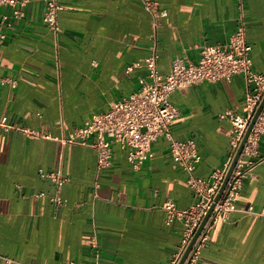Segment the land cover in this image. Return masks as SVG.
I'll list each match as a JSON object with an SVG mask.
<instances>
[{
  "label": "crops",
  "instance_id": "1",
  "mask_svg": "<svg viewBox=\"0 0 264 264\" xmlns=\"http://www.w3.org/2000/svg\"><path fill=\"white\" fill-rule=\"evenodd\" d=\"M156 1L167 13L155 28L138 0H58L56 34L42 22L40 0H26L23 15L6 21L0 122L15 127L0 123V264H94L92 234L101 264H169L180 251L185 222L166 224L162 205L172 199L187 209L197 197L188 173L169 157L166 137L152 144V158L138 169L127 163L125 149L112 144L111 163L99 172L88 144L93 137L83 144L64 140L94 112L138 88L145 74L141 59L151 44L157 69L166 75L174 57L196 61L200 45L225 43L238 22L237 0ZM243 1L251 69L264 73V0ZM252 88L237 73L171 94L177 115L169 134L193 139L201 154L194 177L209 179L229 159L233 128L219 114L245 115ZM22 127L49 137H30ZM239 165L235 209L210 228L199 264H264V134ZM40 172L67 180L57 188Z\"/></svg>",
  "mask_w": 264,
  "mask_h": 264
},
{
  "label": "built area",
  "instance_id": "2",
  "mask_svg": "<svg viewBox=\"0 0 264 264\" xmlns=\"http://www.w3.org/2000/svg\"><path fill=\"white\" fill-rule=\"evenodd\" d=\"M43 3L42 22L53 32L59 28L58 12L61 6L58 0H40ZM143 8L152 16V25L155 28L159 19L166 15V9L159 7L156 0H138ZM26 0H0V8L7 7L9 13H0V44L5 40L4 26L9 18H19L23 15ZM237 25L225 43L203 44L199 46L198 58L191 61L184 55L176 56L171 61L168 74L163 75L157 69L158 53L155 44H151L148 53L141 59L145 74L138 77V88L120 99L113 101L109 107L100 112H94L90 120L84 125L70 131L65 141L70 143H86V139L93 137L88 144L96 153V171L110 165L111 146L118 144L126 150L125 158L133 169H138L143 163L152 158V144L161 136L169 140L168 155L171 160L188 173L187 182L193 189L197 201L187 209L176 207L172 199H166L162 205L165 212L164 222L170 224L174 219L185 222L187 235L180 251L170 260L169 264H177L186 245L191 239L196 227L206 211L213 203V208L203 224L199 234L192 243L182 264H199V254L205 246L209 231L220 214L235 209L233 201L240 189V177L243 171L238 158L226 185L218 198L214 197L230 166L236 148L249 124L251 117L264 95V73H255L251 69V46L245 38L244 1H236ZM135 63L127 67L138 65ZM243 74L248 84L253 88L246 91L245 115H235L231 110L219 114L220 118L228 117L233 128L231 155L223 166L215 169L209 179L194 177L192 171L201 160V154L191 138L175 139L169 134L168 125L176 117V108L171 104L170 97L174 90L201 82H214L218 79H229L234 74ZM5 79H0V84ZM4 127L5 119L0 122ZM30 137H49L39 130L22 127L19 128ZM264 134V104L254 121L250 133L241 150L243 154L255 153L256 142L259 135ZM41 176L49 177L57 188L67 180L66 177L54 173L40 172ZM95 188L98 187L96 184ZM58 203L64 200L56 196ZM90 247L94 256V264L99 261V246L95 234L90 236ZM69 264H73L70 262Z\"/></svg>",
  "mask_w": 264,
  "mask_h": 264
},
{
  "label": "water",
  "instance_id": "3",
  "mask_svg": "<svg viewBox=\"0 0 264 264\" xmlns=\"http://www.w3.org/2000/svg\"><path fill=\"white\" fill-rule=\"evenodd\" d=\"M263 104H264V95H263L260 103L258 104L257 108L255 109V111H254V113H253V115L251 117V120H250L249 124L247 125L246 130H245V132H244V134H243V136L241 138V141L239 142V144H238V146L236 148V151H235L234 156H233V158L231 160L230 166H229V168H228V170H227V172H226V174H225V176H224V178L222 180V183H221V185H220V187H219V189H218V191H217V193H216V195L214 197V201H217L218 198L220 197V195H221V193H222V191H223V189H224V187L226 185V182H227V180H228V178H229V176H230V174L232 172V169L234 168L238 158L240 157L243 145H244L245 141L247 140V137H248V135L250 133L252 125H253L254 121L256 120V117L258 116ZM212 208H213V203L210 205V207L206 211L205 215L201 219L199 225L196 227L191 239L189 240L188 244L186 245V247H185L183 253L181 254L177 264H182V262L184 261V259H185L186 255H187L192 243L194 242L195 238L199 234V232H200L203 224L207 220Z\"/></svg>",
  "mask_w": 264,
  "mask_h": 264
}]
</instances>
